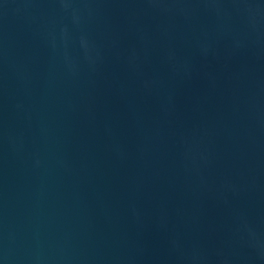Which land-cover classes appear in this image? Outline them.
<instances>
[{"label":"water","instance_id":"water-1","mask_svg":"<svg viewBox=\"0 0 264 264\" xmlns=\"http://www.w3.org/2000/svg\"><path fill=\"white\" fill-rule=\"evenodd\" d=\"M0 264H264V0H0Z\"/></svg>","mask_w":264,"mask_h":264}]
</instances>
